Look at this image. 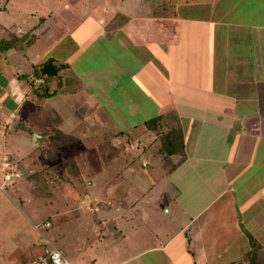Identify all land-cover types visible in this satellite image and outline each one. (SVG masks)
<instances>
[{
    "label": "crops",
    "instance_id": "crops-1",
    "mask_svg": "<svg viewBox=\"0 0 264 264\" xmlns=\"http://www.w3.org/2000/svg\"><path fill=\"white\" fill-rule=\"evenodd\" d=\"M257 2L258 12L244 18V24L238 21L234 26V33L236 27L241 29L238 41L242 40L241 34H250L255 40H251L252 48L243 50L240 43L242 46L231 52L237 59L235 64L228 63L229 59H225V65L216 64L220 51L219 48L208 49L203 42V19L186 21L188 31L181 29V19L177 31L156 32V23L161 22V18L171 22L170 15L168 18L165 13L158 20L153 19L152 28L145 29L141 21L148 19L145 14L134 18L127 15L131 20L118 27L105 14L99 17L88 14L66 16L67 25L58 34H34L27 41L29 48L45 36L46 41L50 39V45L60 47L59 54L49 57L38 54L34 63L53 58L57 64H66L52 80L53 95L42 96L19 77L30 73L33 67L29 72L20 68L5 82L7 99L18 101L21 111L25 109L21 124L29 120L30 105L26 104L30 100H52L55 112L52 119L56 126L35 123V134L40 142L60 127L69 139L62 140L65 144L58 148L59 152L81 147L75 126L88 121L83 134L88 128L108 127L115 137L129 134L127 140L131 146L137 144L138 148L149 150L155 142L161 141L163 151H175L171 154L172 160L168 158V164H164L167 186L175 191L173 201L162 205V208L168 207L165 214H172V223L167 224L170 233L165 232L167 226L157 229L149 226L154 209L144 198L153 189L150 185L147 195L142 192L143 204L135 207L139 200L135 197L136 203L132 201L126 211L137 216L139 223L131 225V232H120L121 246L128 257L118 264L127 261L132 264H150L149 261L151 264H218L223 255L246 239L248 232L264 229V0H255ZM207 22L214 23V19L211 17ZM39 25L34 24L31 30L38 29ZM13 40V36L5 39L6 44ZM230 41L235 44V37ZM11 46L0 49L2 56L5 53L3 58L7 61L5 68L9 75L13 65L7 56L17 51V46ZM251 53L253 61L246 62V56ZM231 85L238 88L237 92L226 89ZM7 99L0 103V110L6 108ZM9 110L5 130L19 117L16 111ZM99 134L100 131L95 133ZM169 142L171 146L181 142L182 151L179 149L178 153L176 147L165 148ZM164 158L166 160L167 155ZM17 161L20 169L40 165L30 156ZM137 164L143 162L140 160ZM150 164L151 161L147 163ZM40 166L41 170L45 167ZM22 200L27 201L23 198L21 203ZM6 204L2 203L1 207ZM154 207L159 208L160 204ZM73 211L78 214V209ZM2 214L0 221L3 222L15 215ZM5 222L6 226L0 224L3 226H0V236L22 237L28 252L31 249L40 252L36 257L47 251L39 235L30 233L29 224ZM243 243L244 248L251 246L249 240ZM238 253L239 257L229 259L227 264H237L245 251L238 250ZM21 256L19 253L11 264H17Z\"/></svg>",
    "mask_w": 264,
    "mask_h": 264
},
{
    "label": "rangeland",
    "instance_id": "rangeland-1",
    "mask_svg": "<svg viewBox=\"0 0 264 264\" xmlns=\"http://www.w3.org/2000/svg\"><path fill=\"white\" fill-rule=\"evenodd\" d=\"M253 12H258V2L255 3V0H0V49L3 50L5 45L17 46L14 54L7 53L8 62L13 65L10 75L8 68H5L7 66V61L3 58L5 53L4 56L0 54V103L8 98L4 93V85L14 72L19 71L20 68L29 72L38 59V54L46 57L54 53L59 54L60 47L50 45V39L46 41L45 36L29 48L26 45L34 34L50 32V35H56L64 30L68 21L66 16L80 17L92 14L99 17L105 14L109 21L114 20V26L118 27L126 20H131L126 18L127 15L134 18L145 14L148 19L141 20L142 25L145 29H151L153 19L158 20V17L165 13H167L166 17L170 15L171 22L161 18V22L156 23V32H162L164 29L175 32L181 21V29L188 31L189 23L186 21L203 19L205 32L202 40L210 50L219 48L220 59L216 64L221 66L227 63L225 59H229L228 63L231 64L237 62L231 52H235L238 46L241 47L240 43L243 44V50L252 48V41L255 40L251 39V35L241 34L242 40L238 41L241 29L238 30L236 27V33L233 29L238 21L244 24V18H249ZM211 17L214 23L207 22ZM34 24L40 25L38 29L31 30ZM12 36L14 40L11 44H6L5 39ZM234 37L236 42L232 44L230 38L234 39ZM47 47L48 52H46ZM251 55L252 53L246 56V62L253 61ZM210 61L214 63L212 59ZM221 89L225 91L223 87ZM226 89L237 92L238 88L231 85ZM26 105H30L29 120L22 124L21 114L25 109L23 108L22 111L18 109V101L7 99L6 108L0 110V217L2 213L15 214L4 220L5 223L13 220L16 224H29L32 235H39V239L44 242L49 239L53 246L62 250L72 264H118L128 257L121 246L120 232H131V225L139 223L137 216L126 211L131 207L132 201L136 203L135 197H139L135 207L143 204L142 192L147 195V189L152 185V191L144 198L150 208L154 209L153 217L148 223L153 229L167 226L165 232L168 233L167 224L171 222L172 214H165L168 207L162 208V205L173 201L175 191L167 186L164 164L167 165V159L172 160L173 157L169 150H162L161 141L155 142L152 148L145 150L143 147L138 148L137 144L131 146L132 143L127 140L129 134L115 137L108 127L103 129L101 126H96L93 130L88 128L83 134V128L89 125L88 121L81 126H75L81 147L59 152L58 148H62L65 144L62 140L69 139L60 127L57 126L54 134H50L48 139L43 138L38 143L34 135L35 123L56 126L55 120L52 119L55 116L52 100L33 98ZM9 108L16 111L15 114L19 117L13 119L9 124L10 127L5 130L6 117L11 113ZM99 131L100 134L96 136L95 133ZM172 144L173 146L167 144L165 148L176 147L178 153L182 151L181 142ZM64 154L65 157H62ZM165 155H167L166 160H164ZM29 156L37 159L38 164H43L44 169L41 170L40 165L34 164L20 169L17 160ZM8 157H11V165L6 166ZM139 159L143 164H137ZM150 161L151 164L148 166L147 163ZM13 171L21 176L6 180V174ZM62 177L73 181L84 195V200L77 202L63 195L64 188L60 187ZM163 190L165 192L162 194ZM23 198L27 201L22 200L21 203L20 200ZM6 202L8 205L1 207L2 203ZM16 202H20V205L17 206ZM157 204H160L159 208L154 207ZM172 205L176 208L174 203ZM76 209L78 214L73 211ZM131 216L135 218L132 219ZM47 221L51 226L46 228L42 223ZM4 222L1 220L0 224L3 225ZM161 224L164 226H160ZM36 225H41L40 228H43L41 233L36 230ZM263 230L259 229L258 232L261 233L257 230L248 232L246 239L237 243L230 253L223 255L218 264H227L228 261L239 257L238 250L246 251L247 247L244 248L242 244L246 240L250 241L251 234H256L258 242L264 247ZM34 239L39 241L37 237ZM27 247L20 236L14 239L0 236V264H11V260H15L19 253L23 256L17 264H22L40 253L32 249L28 252ZM240 258L237 264H242ZM263 258L264 248L261 258L258 259L260 264H264ZM149 263L151 264L150 261ZM121 264L132 263L127 261Z\"/></svg>",
    "mask_w": 264,
    "mask_h": 264
},
{
    "label": "trees",
    "instance_id": "trees-1",
    "mask_svg": "<svg viewBox=\"0 0 264 264\" xmlns=\"http://www.w3.org/2000/svg\"><path fill=\"white\" fill-rule=\"evenodd\" d=\"M65 66L66 64H57L53 58H48L35 64L30 73L21 74L19 77L26 80L31 88L42 96H51L55 92L52 90V80L59 76ZM40 79H43V82H38ZM166 139L170 141L171 138L167 137ZM164 143L166 144V142ZM169 145H171V142H169ZM169 153L173 154V150H169ZM60 183V187L64 188L63 195L77 202L84 200V195L77 189L70 178L62 177ZM250 237L251 246L245 251L240 262L242 264H260L258 259L261 258V252L264 247L254 236L250 235Z\"/></svg>",
    "mask_w": 264,
    "mask_h": 264
},
{
    "label": "built area",
    "instance_id": "built-area-1",
    "mask_svg": "<svg viewBox=\"0 0 264 264\" xmlns=\"http://www.w3.org/2000/svg\"><path fill=\"white\" fill-rule=\"evenodd\" d=\"M38 82H43V79H40ZM9 158V157H8ZM6 166L11 165V157L7 159V162L5 164ZM17 165V164H16ZM15 165V166H16ZM21 176V174L17 173L15 174V171L8 172L5 176L6 180H13L15 177ZM42 225V224H41ZM41 225H36V228L41 233V230L43 228H40ZM45 227L51 226L50 222L47 221L43 223ZM45 243L47 245V251L44 254H41L40 256H37L30 261H28L26 264H72L63 254L62 250L59 249L56 246L52 245V242L49 239L45 240ZM51 245V246H50Z\"/></svg>",
    "mask_w": 264,
    "mask_h": 264
},
{
    "label": "water",
    "instance_id": "water-1",
    "mask_svg": "<svg viewBox=\"0 0 264 264\" xmlns=\"http://www.w3.org/2000/svg\"><path fill=\"white\" fill-rule=\"evenodd\" d=\"M35 135H36V136H35V141L38 142L37 138H38L39 136H38L37 133H36Z\"/></svg>",
    "mask_w": 264,
    "mask_h": 264
}]
</instances>
